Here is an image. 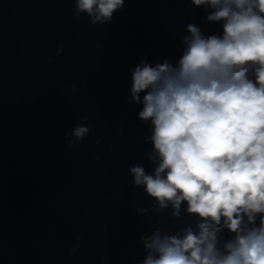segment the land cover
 I'll list each match as a JSON object with an SVG mask.
<instances>
[{"label": "water", "instance_id": "water-1", "mask_svg": "<svg viewBox=\"0 0 264 264\" xmlns=\"http://www.w3.org/2000/svg\"><path fill=\"white\" fill-rule=\"evenodd\" d=\"M74 9L0 0V264H140L142 235L195 219L151 211L133 185L129 167L153 165L150 124L129 102L131 70L176 63L188 24L205 35L222 24L191 0H125L102 25ZM80 124L89 134L70 147L65 134Z\"/></svg>", "mask_w": 264, "mask_h": 264}, {"label": "clouds", "instance_id": "clouds-1", "mask_svg": "<svg viewBox=\"0 0 264 264\" xmlns=\"http://www.w3.org/2000/svg\"><path fill=\"white\" fill-rule=\"evenodd\" d=\"M74 3L76 18L102 25L125 0ZM191 3L210 10L205 18L221 23L222 34L188 24L176 63L144 60L131 70L129 102L142 105L138 119L150 124L143 139L153 165L130 166L133 185L151 198V211L195 218L142 235L140 264H264V0ZM89 131L80 124L65 139L75 146Z\"/></svg>", "mask_w": 264, "mask_h": 264}]
</instances>
